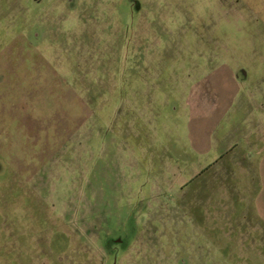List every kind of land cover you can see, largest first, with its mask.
Masks as SVG:
<instances>
[{"label": "rangeland", "instance_id": "rangeland-1", "mask_svg": "<svg viewBox=\"0 0 264 264\" xmlns=\"http://www.w3.org/2000/svg\"><path fill=\"white\" fill-rule=\"evenodd\" d=\"M0 158V264H264V0H0Z\"/></svg>", "mask_w": 264, "mask_h": 264}, {"label": "trees", "instance_id": "trees-1", "mask_svg": "<svg viewBox=\"0 0 264 264\" xmlns=\"http://www.w3.org/2000/svg\"><path fill=\"white\" fill-rule=\"evenodd\" d=\"M108 223V221L106 222V224ZM116 230V229H115ZM116 233H117V236L118 237H121L122 238V240H124V243L127 241L126 240V236L128 235H130L131 234V232H128V233H125V232H120V230H116ZM122 235V236H121ZM103 240H104V242L106 241L107 242V244L110 246V248H111V252H112V255H113V259L115 260V250H117V249H119V243H116V241L114 240V237H103ZM124 246V244H122L120 247H123Z\"/></svg>", "mask_w": 264, "mask_h": 264}, {"label": "flooded vegetation", "instance_id": "flooded-vegetation-1", "mask_svg": "<svg viewBox=\"0 0 264 264\" xmlns=\"http://www.w3.org/2000/svg\"><path fill=\"white\" fill-rule=\"evenodd\" d=\"M141 8H143V5L142 4H140L139 5V12L141 11ZM0 160H1V158H0ZM1 162V161H0ZM114 240L116 241V243H119V248H120V246L122 245V244H124V240H122V238L121 237H114ZM117 254L118 253H116V255H115V259L117 258Z\"/></svg>", "mask_w": 264, "mask_h": 264}]
</instances>
